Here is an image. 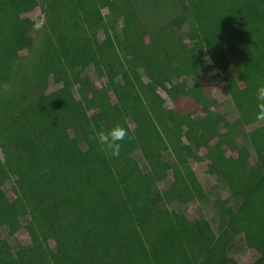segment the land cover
<instances>
[{
  "label": "trees",
  "instance_id": "1",
  "mask_svg": "<svg viewBox=\"0 0 264 264\" xmlns=\"http://www.w3.org/2000/svg\"><path fill=\"white\" fill-rule=\"evenodd\" d=\"M21 1L0 0V264H231L239 235L264 264V0H178L182 29L152 33L143 19L166 0H29L36 35ZM117 125L112 157L97 134ZM238 139L249 161L228 160ZM193 201L209 216L182 211Z\"/></svg>",
  "mask_w": 264,
  "mask_h": 264
},
{
  "label": "rangeland",
  "instance_id": "2",
  "mask_svg": "<svg viewBox=\"0 0 264 264\" xmlns=\"http://www.w3.org/2000/svg\"><path fill=\"white\" fill-rule=\"evenodd\" d=\"M16 8L21 16L26 17L27 15H29L35 19L36 26H35V29L32 31V34L36 35L37 31L41 28V26L46 21L45 14H43L40 10L32 11L33 8L29 0H23L20 3L16 4ZM180 12H181V8H180V4L178 0H166L164 3L160 4L158 7L154 8L152 11L147 13L143 21L149 33H152L156 29H158L164 21H172L181 30L182 24L179 20ZM108 24L111 29L114 28V25L111 21H108ZM215 43H219V41ZM209 45L213 46L214 43L211 42L209 43ZM216 71L217 69H214V72ZM85 79L89 85L100 86L102 83V79H100L96 75V72L93 67H90V69L87 70V76L85 77ZM55 87L56 86H53V83H50L49 90H52ZM156 96L160 100H163L164 98L160 94H156ZM164 99L167 100L166 97ZM220 99L222 102V104L220 105V110L223 112L226 118H229V119L234 118L237 111H236V108H235V105L232 99L227 97L225 100H223L222 96H220ZM257 125H251L247 127V130L251 132L253 128H255ZM134 155L139 160L142 167L144 169H147V163L145 162L142 156V153L139 150H137L134 152ZM227 155L229 157L228 160L230 162H236V161H241V160L249 161L251 159L250 150L245 145V143L242 142L241 139H238L237 142H235V144L227 147ZM192 166L194 170L196 171L202 184L211 185L213 182L216 181V176L212 174L214 168L208 161L204 160L202 162H193ZM10 195L11 194H10L9 185L8 187L0 188V199L6 196H10ZM131 198L132 197L129 196V199ZM198 205H200V207L202 208V211L206 213L207 216H209L210 211H211L210 202L200 204V202L193 201L192 203L184 206L182 208V211L185 212L190 217H194L195 208ZM26 226H27V223H26V220H24L23 228L20 231H18L17 234L15 235V240H18L23 246L30 245V237L25 229ZM198 226L199 225L196 224L194 227L183 231V235L186 236L190 234L191 232L196 230ZM0 235L7 236V232H5L4 229L0 228ZM228 255H229L228 261L231 264H251L252 261L255 258H257L256 251L250 250L246 246L243 235L237 236L233 240V242L229 244Z\"/></svg>",
  "mask_w": 264,
  "mask_h": 264
},
{
  "label": "clouds",
  "instance_id": "3",
  "mask_svg": "<svg viewBox=\"0 0 264 264\" xmlns=\"http://www.w3.org/2000/svg\"><path fill=\"white\" fill-rule=\"evenodd\" d=\"M256 99L258 102L264 103V86H260L257 89ZM126 135V129L117 125L108 132H99L97 134V139L99 143L108 150L112 157H118L121 150L119 142L122 141Z\"/></svg>",
  "mask_w": 264,
  "mask_h": 264
}]
</instances>
